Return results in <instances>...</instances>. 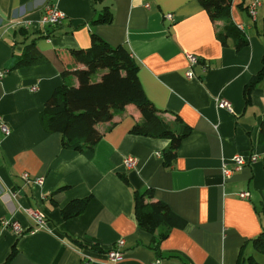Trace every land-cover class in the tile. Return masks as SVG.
<instances>
[{"label": "crops", "instance_id": "obj_1", "mask_svg": "<svg viewBox=\"0 0 264 264\" xmlns=\"http://www.w3.org/2000/svg\"><path fill=\"white\" fill-rule=\"evenodd\" d=\"M261 1L253 21V0H231V19L247 41L237 48L232 38L222 44L224 22L212 21L199 0H0V123L11 130H0V264H107V251L120 240L125 259L118 264H264L253 243L264 228V80L249 100L245 94L263 68ZM48 6L65 15L60 25L42 23ZM106 7L113 22L95 24ZM93 33L130 51L164 122L191 129L171 166L163 156L170 140L131 133L144 123L134 105L97 126L102 139L92 157L64 148L61 134L43 126L40 115L55 89L79 85L72 73L63 76L82 68L70 49L89 48ZM31 43L49 63L16 67ZM189 55L201 60L192 80L185 75ZM221 100L233 110L219 108ZM237 155L257 161L225 177ZM128 157L136 159L132 169ZM25 173L43 184H27ZM146 190L186 223L158 249L160 230H142L134 212V193ZM244 192L249 199L239 197ZM87 198L80 215L63 217L69 203ZM35 211L45 215L47 230L29 233ZM13 223L25 234H15Z\"/></svg>", "mask_w": 264, "mask_h": 264}, {"label": "trees", "instance_id": "obj_2", "mask_svg": "<svg viewBox=\"0 0 264 264\" xmlns=\"http://www.w3.org/2000/svg\"><path fill=\"white\" fill-rule=\"evenodd\" d=\"M102 1V0H98ZM210 15L212 21L224 22L223 30L218 37L224 46L232 38L237 48L246 46L245 35L234 25L231 19V0H199ZM114 20L113 12L106 7L104 13L94 21L95 24H110ZM57 26V25H56ZM69 56L76 66L65 71L63 76L72 73L79 81L77 87L63 84L57 87L47 101L40 119L48 132H58L62 137L64 148L92 157L95 146L101 141L102 133L97 126L113 121L117 112L125 111L127 106L134 105L141 112L144 123L136 124L131 133L140 136L170 140V146L163 152L166 166H171L177 157L182 142L190 135L191 129L183 125L170 126L159 116L158 111L147 99L138 79L139 65L125 46L112 47L101 37L93 33L89 48L70 49ZM49 63L35 43L26 47L22 60L16 67L36 66ZM102 73L97 82L92 77ZM264 80L263 68L246 86L245 94L249 96L254 88ZM128 183L127 177L122 176ZM89 198L69 203L62 210L65 219L80 215L86 208ZM134 212L138 226L147 232L155 233L154 248L166 239L174 228H184L186 223L175 216L169 206L154 197L152 190L134 193ZM258 253L264 255V228L253 240ZM94 249V247H92Z\"/></svg>", "mask_w": 264, "mask_h": 264}, {"label": "built area", "instance_id": "obj_3", "mask_svg": "<svg viewBox=\"0 0 264 264\" xmlns=\"http://www.w3.org/2000/svg\"><path fill=\"white\" fill-rule=\"evenodd\" d=\"M262 1L261 0H253V2L250 4L248 7V15L253 21H256L257 15H258V8L261 6ZM65 19V15L58 10V8L53 7V6H48L42 23L45 25H60ZM167 19L170 21H173L174 17L173 15H167ZM189 61H190V67L188 71L186 72V78L189 80H192L195 78V74L193 72V68L197 65L201 64V60L197 58L196 56L189 55L188 56ZM207 64L205 63L203 65V71L207 72ZM36 87L32 88V91H35ZM218 107L221 109H226L229 111H232V106L229 102L221 100L218 101ZM0 130L5 136H9L11 134L10 128L5 124V123H0ZM257 161V156H251L249 158H245L244 156L237 155L232 159L233 162V169H227L226 166H224V176L228 177L231 176L234 172L240 171L243 166H246L247 164L255 163ZM125 167L127 169H132L136 165V159L133 157H128L124 161ZM22 179L30 185H42L43 184V179L41 178H35L32 179L30 178L29 174L25 173L22 176ZM239 197L242 199H249L250 194L248 192L240 193ZM35 228L32 230H29V233H34L39 230H47V223H46V218L45 215L41 211H35L31 214ZM5 225H9V222H6ZM12 230L17 234L18 236H22L25 234L26 230L22 228V226L19 223H13L12 225ZM125 246V241L120 240L113 248L107 251L106 253V259L105 261L107 264H118L124 261L125 255L123 252V248ZM151 264H160V262L156 261Z\"/></svg>", "mask_w": 264, "mask_h": 264}, {"label": "rangeland", "instance_id": "obj_4", "mask_svg": "<svg viewBox=\"0 0 264 264\" xmlns=\"http://www.w3.org/2000/svg\"><path fill=\"white\" fill-rule=\"evenodd\" d=\"M102 73H103V72L100 71V73H98L97 75L93 76V77H92V82H97V81H99L100 78H101ZM68 85H71V82H70V81H68Z\"/></svg>", "mask_w": 264, "mask_h": 264}]
</instances>
